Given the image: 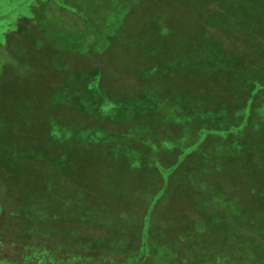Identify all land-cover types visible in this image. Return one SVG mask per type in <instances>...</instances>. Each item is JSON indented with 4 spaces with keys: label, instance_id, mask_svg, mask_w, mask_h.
<instances>
[{
    "label": "rangeland",
    "instance_id": "1",
    "mask_svg": "<svg viewBox=\"0 0 264 264\" xmlns=\"http://www.w3.org/2000/svg\"><path fill=\"white\" fill-rule=\"evenodd\" d=\"M217 6L0 0L1 239L69 251L89 244L104 259H125L140 252L145 231L148 252L138 264H264L260 154L238 162L214 147L209 158L201 143L186 153L202 123L223 129L232 114L193 113L217 107L221 92L231 111L241 106L245 92L231 86L236 70L264 76V60L217 61L209 43L232 54L254 38L264 44V27L259 35L240 27V36L228 23L229 36L215 40ZM82 35L92 51L62 50ZM190 59L191 71L183 63ZM176 61L188 65L184 72Z\"/></svg>",
    "mask_w": 264,
    "mask_h": 264
},
{
    "label": "trees",
    "instance_id": "2",
    "mask_svg": "<svg viewBox=\"0 0 264 264\" xmlns=\"http://www.w3.org/2000/svg\"><path fill=\"white\" fill-rule=\"evenodd\" d=\"M213 2H217V7L220 8L215 12V15H212L214 17H212L210 21V23L214 24V27L219 31L215 40L219 41L220 39L218 36L220 35H224L223 37L229 36L227 35V33H229L228 31H230L228 24L235 26L234 33L239 32L238 35L240 36L245 34L240 28H243L244 26H247L245 27L246 29L251 32L254 31L258 35L260 33L263 34L264 12L260 7L264 5H258L261 4L258 3V1L257 3H245V1L240 2V7H235L230 0H213ZM256 8H259L260 10H257ZM236 17L239 19L233 24V21H230V19L235 20ZM221 29L225 34L221 32ZM167 32L168 34H172L169 33V30H167ZM234 37L236 39L238 38L237 35H232V38ZM252 43L254 45L251 47ZM208 45L214 50V54L218 59L217 61L222 67H229L231 65L237 67L238 63H246V61L260 63L264 60V44L257 38H254L251 41L250 48H246L247 50H244V47H235V50L239 51V53L235 54L223 50L219 42H213L212 45L209 43ZM232 46H234V44ZM192 61L193 60L191 59L187 61L183 60L184 64L189 63L188 69L190 71L191 67L194 65H192ZM196 65H198V63H196ZM186 66L188 65L183 66L182 63L178 62L176 67L177 73L180 71L184 72ZM220 70L225 69L222 68ZM162 71H166V74L169 73L168 68L166 67H163ZM187 72L189 71L187 70ZM164 76L166 75L163 74V77ZM233 78H235V81ZM233 85L235 86V90L239 87L245 92L243 101H241V106L236 109L232 108L233 110L231 111L225 103L229 100L226 96L228 92H225V94L224 92H221L217 99L222 101L217 107L215 105V108L213 107L212 110L209 109L204 111V114H200V112L193 113L195 117L201 119L204 116H219V112L223 110H225V112H222L223 118L228 113L227 111H230L232 114L228 118L229 122L226 121L227 123L223 125V129H213L210 127V130L207 127H203L202 125H204V123H202L200 129H197V132L193 137L192 141L194 142V145L190 146L191 149H187L186 153H194L199 143H201L210 148L208 154L209 158L211 157L212 150H215V147L218 151L223 149V154L226 158L231 160L236 158L238 159L236 160L238 162H241L240 159L243 161H254V158L259 159L261 157L264 161V115L259 113V110L264 108V76L248 73L245 70V67H241L239 71L236 70L235 75L232 74L231 86ZM260 100L262 102L261 104H259ZM128 105H130V103ZM239 122L240 125L238 126ZM245 130L249 134L245 133ZM209 133H213V136H218L219 139H211L208 136ZM215 160H218V158H215ZM148 220L149 218L146 217L144 220L145 225H148ZM249 230H251V233L253 234H259L261 231H259L258 227L254 225H251V229ZM148 236L149 234L144 231V234L141 237L140 252L136 253L135 256H129L125 259H104L102 256H99L94 252L86 251L89 249L86 248L89 244L80 245L69 251V249L49 246L48 243H41L38 245L32 243L23 244L15 240L4 241L0 238V264H138L146 259L145 253L148 252ZM65 248L69 247L66 246Z\"/></svg>",
    "mask_w": 264,
    "mask_h": 264
},
{
    "label": "crops",
    "instance_id": "3",
    "mask_svg": "<svg viewBox=\"0 0 264 264\" xmlns=\"http://www.w3.org/2000/svg\"><path fill=\"white\" fill-rule=\"evenodd\" d=\"M214 12H216V11H214ZM81 24H82V27H85V28H88V26H89V24L87 23V22H83V20H82V22H81ZM58 37H60V40H62L63 38H64V36H62V35H59ZM73 40H75L76 42L75 43H73L72 41H70L68 38L66 39V42H68L67 44L69 45V46H67L68 48H66V49H62V50H64V51H66V52H69V53H74V52H84V53H86V52H88V51H92L93 50V44L90 46V42H88L87 41V38H85V35H82V37H81V39L80 40H78V39H73ZM58 42H60L61 43V41H58ZM65 42V43H66ZM70 42V43H69ZM135 42H131V44L133 45ZM131 44H129L128 46L130 47L129 49L130 50H134L133 48H132V45ZM79 45V46H78ZM66 46V45H65ZM57 48V47H56ZM86 51V52H85ZM98 55V54H97ZM98 57V56H97ZM97 74V73H96ZM98 75V74H97ZM255 163V162H254ZM255 164H257V163H255ZM251 168H256L255 166H250L249 165V167H247L246 169H251ZM246 169H244V170H246Z\"/></svg>",
    "mask_w": 264,
    "mask_h": 264
}]
</instances>
